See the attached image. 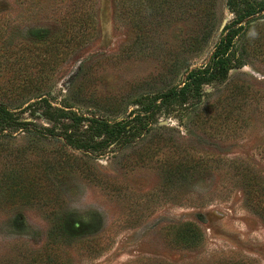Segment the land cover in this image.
I'll return each mask as SVG.
<instances>
[{"label": "rangeland", "instance_id": "rangeland-1", "mask_svg": "<svg viewBox=\"0 0 264 264\" xmlns=\"http://www.w3.org/2000/svg\"><path fill=\"white\" fill-rule=\"evenodd\" d=\"M74 2L0 0V102L18 113L43 95L55 107L110 122L148 112L135 136L89 149L67 136L98 143L104 135L92 122L51 121L45 107L19 113L34 124L0 133V181L18 172L51 173L62 203L1 200L0 264H264V221L248 205L237 170L225 163L241 161L264 184V11L247 18L235 39L239 66L205 86L206 102L227 96L230 83L250 86L257 97L239 94L225 120L212 109L202 123L190 108L193 97L169 104L165 95L211 62L233 18L229 0L145 11L149 25L140 39L123 0H80L96 19L92 40L70 57L47 59L35 32L54 31ZM9 89L16 95L8 97ZM172 154L221 156L227 165L164 191L159 160ZM55 221L69 233L72 223L86 226L70 242L52 237ZM185 221L204 230L197 249L171 241Z\"/></svg>", "mask_w": 264, "mask_h": 264}, {"label": "trees", "instance_id": "trees-1", "mask_svg": "<svg viewBox=\"0 0 264 264\" xmlns=\"http://www.w3.org/2000/svg\"><path fill=\"white\" fill-rule=\"evenodd\" d=\"M182 1L185 2L186 0H123L125 4L124 11L136 30V38H142L145 34V29L148 28L147 11L161 13L167 11V9L174 10V8L181 6ZM204 4L205 2L202 4L203 7ZM229 6L233 12V18L224 26V33L216 44L211 62L206 66L189 71L184 84L165 95V99L170 101L169 104L174 103L176 100H185L187 96L193 97L195 101L190 105V108L197 113L202 123H207L208 119L203 120L204 115L212 109L217 111L216 119L225 120L227 118H224L225 115H228L229 109L233 106L232 99L239 94H242V98L257 97L252 96L257 93L250 91V86H239L230 83L228 85L230 91L227 96L223 98L219 97L217 101L206 102L205 96L207 92L205 86L226 80L231 69L239 66L240 58L236 56L234 50L235 39L243 31V22L247 18L264 11V0H229ZM145 11L146 13H144ZM170 15L173 16V14ZM150 26H152V23ZM54 28V31L46 28L37 29L35 41L42 52L45 53L44 57L47 59H57L58 55L67 58L92 40L96 30V19L94 14L84 4L80 3V0H76V2L71 4L69 13L63 16L59 26L55 25ZM212 31L213 28L204 34L205 40L209 38ZM8 95V97L15 96V90L9 89ZM259 97H264V94L259 95ZM42 107H45L42 110L43 115L51 121L59 122L70 119L73 123L85 120L92 122L91 127L95 129L94 133L104 135V138L99 140L98 143L94 142L91 136L85 139L80 137L74 139L72 137L74 135L67 136L72 145L83 149L95 148L99 145L103 147L114 140L124 141L128 137L135 136L142 127L143 113L145 111L148 112L146 109L144 111L134 110L130 112L126 119L110 122L105 119L79 115L72 109L55 107L43 95L39 96L38 100L30 102L27 108H22L20 111L23 112V110L33 108L30 113L35 114V111ZM179 109L181 107L175 110ZM183 109L188 110L189 108ZM21 112L17 113L8 105L0 102L1 135L7 129L26 127L34 124L31 120L20 117L19 113ZM225 161L221 156H203L198 154L189 156L187 154L167 155L159 160L158 168L162 176L161 188L164 191H168L172 187L180 189L184 186L192 185V183L194 184L198 181L196 179L205 171L214 168L216 165L219 167L221 164L224 166L227 165L225 163H228V166L230 165L237 170L235 175H237L238 180L245 187L248 205L264 221V184L261 176L251 167L241 163V161ZM45 166V168H49L48 165ZM50 174L48 172L37 171L34 173L18 172L2 178L0 181V201L61 204L62 202L58 200L55 184ZM45 186L51 188L50 192L52 194H46ZM53 186L54 188L52 189ZM53 225L52 237L60 235L70 242L75 241L76 237L82 235V231L85 230L86 226L79 222L72 223V233H69L64 223L55 221ZM76 233L79 234L77 235ZM82 241H87V239ZM171 241L185 248L197 249L205 241V233L200 225L192 221H185L176 226L175 236Z\"/></svg>", "mask_w": 264, "mask_h": 264}]
</instances>
